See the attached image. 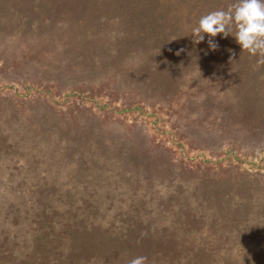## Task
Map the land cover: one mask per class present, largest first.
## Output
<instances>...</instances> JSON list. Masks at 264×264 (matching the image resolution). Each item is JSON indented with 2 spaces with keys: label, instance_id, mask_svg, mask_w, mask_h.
Here are the masks:
<instances>
[{
  "label": "rangeland",
  "instance_id": "obj_1",
  "mask_svg": "<svg viewBox=\"0 0 264 264\" xmlns=\"http://www.w3.org/2000/svg\"><path fill=\"white\" fill-rule=\"evenodd\" d=\"M25 12L27 21L0 9V264H167L166 257L135 263L96 250L82 259L85 263L70 261L68 253L91 224L107 247L122 235L134 239L151 233L163 252L175 248L180 256L170 264H264L263 138L244 139V146L232 152L219 149L226 173L239 183L216 194L193 180L174 181L176 173L131 168L144 156L138 148L151 152L158 166L170 157L210 160V148L223 145L204 123L190 118L196 113L204 119L199 105L207 94L206 76L193 74L192 66L177 71L182 81L177 102L185 108L178 112L180 105L175 106L173 118L157 113L168 93L153 84L142 89L150 91V99L135 90L130 98L121 93L91 102L74 90L88 92L106 83L103 78L116 87L144 79L128 69L141 59V47L129 49L117 71L109 62L90 80L80 67H65L62 59L77 66L80 61L59 49V38L50 43L46 31L27 29L38 17ZM119 31L112 19L99 27L95 51L114 50ZM84 126L90 128L88 135L80 129ZM186 128L188 146L177 139ZM163 148L170 152L164 154ZM210 196L216 198L211 213L204 205Z\"/></svg>",
  "mask_w": 264,
  "mask_h": 264
},
{
  "label": "trees",
  "instance_id": "obj_2",
  "mask_svg": "<svg viewBox=\"0 0 264 264\" xmlns=\"http://www.w3.org/2000/svg\"><path fill=\"white\" fill-rule=\"evenodd\" d=\"M0 9L22 15L26 21L25 11L34 12L38 20L28 23L27 29L38 34L46 31L44 38L50 43L59 38L62 43L59 49L65 54H76L75 60L80 61L77 66L71 59H62L65 67L76 70L80 67V73L90 76L86 77L90 80L95 79L96 70L101 73L107 70L109 62L116 68L112 71H117L121 67L119 61L128 55L126 52L141 47V59L128 64L129 72L144 75V79L136 82L140 86L134 87L136 83L125 86L121 82L116 87L114 81L103 78L106 83L95 84L88 92L80 88L74 90L77 96L89 95L91 102L98 97L110 99L121 93H125L123 99L126 95L130 98L135 90L150 99V91L142 89L153 84L159 93H168L167 99L156 108L157 113L173 118L175 106L180 105L177 93L182 82L176 78L177 71L192 66L190 72L204 74L207 94L199 105L204 119L200 121V114L196 113L190 118L198 120L197 124L204 123L208 134L220 138L223 145L210 148V160L197 162L185 156L170 157L168 162L158 166L153 163L151 152L138 148L137 153L144 156L131 168L139 165L142 171L156 168L164 174L176 173L174 181L181 180V184L193 180L195 185L214 190L215 194L239 183L226 173L224 157L218 151H235V146L241 148L243 140L252 141L251 137L264 139V0H0ZM111 19L120 29L115 49L96 52L94 38L99 35L96 30ZM113 103L114 100L110 101ZM183 105L178 112L185 108ZM129 108L125 106V111L133 112ZM103 115L108 116L109 112L104 111ZM128 127L134 128L132 124ZM80 129L89 134L88 126ZM188 129L177 137L180 144L187 146L191 144ZM162 151L170 152L168 148ZM125 153L128 154V150ZM129 155L133 159V154ZM212 199L216 202V198L210 196L204 204L210 213ZM81 233L89 240L84 238L77 243L81 245L78 249L77 245L71 248L66 258L72 262L78 259L85 263L82 259L94 250L115 254L120 260L131 258L135 263L155 256L166 257L164 262L170 264L180 257L175 248L163 252L158 242L153 243L151 233H138L140 236L134 239L128 234L122 235L121 239H112L108 247L94 224L88 230L83 228ZM161 240L165 237L161 236ZM193 252L194 249L189 253Z\"/></svg>",
  "mask_w": 264,
  "mask_h": 264
}]
</instances>
